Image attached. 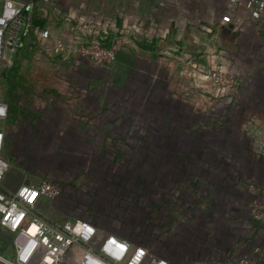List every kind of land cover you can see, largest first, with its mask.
Here are the masks:
<instances>
[{
  "label": "crops",
  "instance_id": "obj_1",
  "mask_svg": "<svg viewBox=\"0 0 264 264\" xmlns=\"http://www.w3.org/2000/svg\"><path fill=\"white\" fill-rule=\"evenodd\" d=\"M13 1L17 7L30 5L32 22H40L38 29L50 35L44 44L32 35L24 38L22 47L10 53L16 54L15 60L10 57L12 62L28 69L32 85L45 88L47 79L55 77L54 68L63 73L71 67L69 74H75V81L85 83L79 93L98 96L99 91L127 88L133 95H147L133 120L128 117L134 110L130 101L122 106L111 101L105 122L113 132L121 127L123 133L131 123L139 130L140 125H151L143 136L134 135L159 141L156 156L169 159L163 164L159 159L155 166L152 203L159 223L157 244L168 264H230L242 256L264 264V223L250 218L247 190L254 183L264 200V63H255L261 70L255 75L252 70L244 72L234 64L237 54L231 49L241 36H251L253 29L263 35L264 12L258 20L243 9L229 13L225 0ZM227 36L228 46L223 44ZM52 37L113 48L115 61L101 67L85 58L54 55ZM256 43L264 47L263 38ZM260 50L264 59V49ZM198 67L236 73L240 85L233 95L216 98L208 81L198 78ZM247 80L254 85L248 87ZM228 107L232 113L224 118ZM163 111L172 116L164 120ZM197 120L204 131L196 137V129L186 130ZM245 121L254 127L249 135ZM162 123L170 128H161ZM166 222L170 229L163 233ZM8 237L0 227V255L6 258L12 255ZM81 251L76 258L77 253L69 250L61 264H78Z\"/></svg>",
  "mask_w": 264,
  "mask_h": 264
},
{
  "label": "rangeland",
  "instance_id": "obj_2",
  "mask_svg": "<svg viewBox=\"0 0 264 264\" xmlns=\"http://www.w3.org/2000/svg\"><path fill=\"white\" fill-rule=\"evenodd\" d=\"M251 34V36H241L238 46L229 47L237 54L234 64L241 65L240 69L244 72L252 70L255 75L261 72L255 63L259 65L264 63V59L260 56V49L264 47L257 44L256 40L260 37L264 39V33L261 35L258 29H253ZM224 40L223 44L226 46L231 43L228 36ZM8 56L15 60L16 54L9 53ZM5 67L7 66H3L2 70ZM54 69L55 77L51 80L47 79L45 88H38V84L32 85L27 78L28 69L19 66V82L24 89L19 87L16 89L21 95L19 99L21 114H16L12 124L4 125V122H0V127L6 133L2 158L8 163L2 185L13 188L26 177L30 178L32 174L38 176L35 179L30 178L32 182L44 176L55 179L62 186L63 195L52 199L44 198L41 205L36 208L40 214L56 222L67 218L87 217V215L100 218L99 220L103 219L101 225L107 230L119 236L123 234L135 239V245L139 244V239L145 240L150 244L153 255L164 256L161 246L157 242L156 246L155 242L151 241H156L157 237L153 235L157 234L159 227L155 219L157 210L152 203L156 184L154 169L160 159L156 156L155 148L160 142L154 141L153 137L140 140V136H143L151 125H140L139 130L134 123H131L123 127L124 131L127 130L123 133L119 126V130L113 132V127L105 122L107 112L111 111L109 108L111 101L120 106L128 105L130 101L132 107L130 109L134 110H130L128 117L133 120L139 117L137 113L141 110L138 108L139 103L144 104L143 98L147 95H143V98L142 95L140 97L133 95L132 89L127 90V88H121L116 93L99 91L98 96L82 94L77 89H83L85 83L75 81V74H69V71H73L71 67L65 68L63 73L60 72L59 67ZM245 83L249 85L248 87L254 85L252 80L251 83L248 80ZM49 88H53L58 93H48L44 99L42 97L44 90ZM6 89L7 85L1 78L0 99L6 94ZM95 96L98 98L96 102ZM92 98L94 103H91ZM227 109L228 113L224 111V118H227L229 116L227 114L231 112V107ZM166 113L167 111H163L165 116H161L164 120L169 119L167 116L170 114ZM95 117L98 119L96 120L98 124L91 122ZM201 124L202 121L197 120L196 125L189 126L186 131H190L191 128L196 129L194 132L196 137L200 136L204 131ZM182 126L183 132H186L185 125ZM165 127L170 128L162 123L161 128ZM139 132H141L140 136L134 135ZM212 143L215 145L216 142ZM211 147L213 150L216 148V146ZM167 159L160 160L163 164ZM170 161L172 162V159ZM178 161L183 159L179 158ZM142 188L143 193L137 199L135 192ZM147 196L148 201L145 199ZM135 200L138 202L137 206ZM127 204H130L131 210H128ZM162 226L160 231L167 233L170 229L168 223ZM74 247L71 250L77 253V258L80 248Z\"/></svg>",
  "mask_w": 264,
  "mask_h": 264
},
{
  "label": "built area",
  "instance_id": "obj_3",
  "mask_svg": "<svg viewBox=\"0 0 264 264\" xmlns=\"http://www.w3.org/2000/svg\"><path fill=\"white\" fill-rule=\"evenodd\" d=\"M45 1V0H44ZM229 13L243 9L253 20L264 12V0H225ZM30 5L17 7L13 0H0V74L3 66L12 64L9 53L23 45V39L33 36L47 43L49 31L33 26L28 12ZM52 53L61 57L72 55L85 58L97 66L107 67L116 58L113 48L95 43L73 44L52 37ZM199 79H206L214 96L233 95L240 82L238 74L218 69L198 67ZM7 116V105L0 99V122ZM245 134L254 128L248 121ZM254 136H259L255 132ZM4 132L0 127V227L12 235V255H0L3 264H61L66 253L77 246L82 249L78 264H168L161 255H153L147 244L135 245L132 239L119 236L107 229H99L91 221L82 218H67L61 222L49 220L37 211L44 198L63 195L61 185L44 178L36 182H21L13 188L2 185L8 163L2 158ZM264 152V147L261 148ZM249 193L248 214L257 223H264V200L254 183L247 186ZM90 229V230H89ZM105 232V233H104ZM230 264H261L250 256H242Z\"/></svg>",
  "mask_w": 264,
  "mask_h": 264
},
{
  "label": "trees",
  "instance_id": "obj_4",
  "mask_svg": "<svg viewBox=\"0 0 264 264\" xmlns=\"http://www.w3.org/2000/svg\"><path fill=\"white\" fill-rule=\"evenodd\" d=\"M33 26L34 27H37V28H40L41 27V23L38 22V21L33 20ZM18 72H19V64H18V62H12V64L10 66L5 67L1 71V74H0V80H1V78H3L4 81H5V83H6V85H7V89H6L7 92L4 95V97L1 99L7 105V116L5 117V120L3 121L4 122V125L12 124L15 121L16 114H18V113L21 114V112H20V105H19V99H20L21 95L18 93L19 90H16V89L18 87H19V89H22V90H24V89H23V86L21 85V82H19ZM239 85H240V82H239ZM48 93L57 94L58 91L54 90L53 88L46 89V90H44V95H42V97L45 99L46 98V95ZM3 131H5V130H3ZM4 134H5L4 138H6V133H4ZM3 149H4V146H3ZM2 152H3V150H2ZM37 177L38 176L36 174H32L30 176L31 179H35ZM30 178L29 177L28 178L26 177V179L23 180V181H21V182L30 183V182H32L30 180ZM44 178L52 179V178H49L47 176H44V177H40L38 180L44 179ZM52 180L55 181L56 183H58L60 185V183L57 180H55V179H52ZM135 193H136L135 196L137 197V199L140 198L141 193H143V188H142V190L141 189H137ZM130 196H131V194H129V199H131ZM136 200H135L134 203L137 206V203L138 202ZM127 206H128V210H131V207H129L130 204H127ZM95 218H93L92 216H89V215H87V217H82V219H86V220L91 221L99 229H106L105 227H103L101 225L103 219L102 220H99L100 218L99 219L96 218V221H95ZM122 236H127V235H123L122 234ZM153 237H156V235L154 234ZM11 238H12V235L9 234L8 241H10ZM128 238L129 239H132L131 237H128ZM151 241L152 242H155V245H156V242H158L157 240L156 241L151 240ZM146 244L151 248L150 244H148V243H146Z\"/></svg>",
  "mask_w": 264,
  "mask_h": 264
},
{
  "label": "snow or ice",
  "instance_id": "obj_5",
  "mask_svg": "<svg viewBox=\"0 0 264 264\" xmlns=\"http://www.w3.org/2000/svg\"><path fill=\"white\" fill-rule=\"evenodd\" d=\"M90 230V229H89Z\"/></svg>",
  "mask_w": 264,
  "mask_h": 264
}]
</instances>
